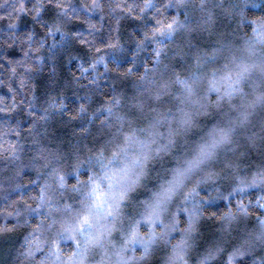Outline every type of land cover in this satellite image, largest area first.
<instances>
[{"label": "trees", "instance_id": "trees-1", "mask_svg": "<svg viewBox=\"0 0 264 264\" xmlns=\"http://www.w3.org/2000/svg\"><path fill=\"white\" fill-rule=\"evenodd\" d=\"M16 3L17 0H9L0 7V17H3L0 19V109L15 107L14 111H0V207L38 193V185L31 183L37 177V166L42 164L35 158L36 154L61 153L65 144L92 146L101 140L110 143L119 140L120 133L132 126H146L147 132L140 133L150 145L145 149L150 157L146 186L157 185L151 190L158 191L168 184H191L199 180V196L186 203L173 201L170 205L173 210H179L181 227L189 223L191 216L194 226L202 229L194 236L196 252L204 251L206 245L226 247L234 238L249 239L255 224L252 218L226 217L217 222L215 217L228 207L235 208L238 200L249 201L250 211L264 215L255 203L264 197V185L241 190V179L250 183L251 172L244 167V159H237L246 151L261 156L264 163V139L260 138L264 137L261 131L264 103L251 109L248 120L241 123L239 112L231 108V104L240 105L239 97L230 98L219 89L209 96L210 92L201 85L194 86V93L201 87L207 97L199 100L186 97L178 85L173 87L172 95H163V90L155 94L150 85L138 82L132 73L140 74L147 68L148 78L155 74L154 85L156 81L163 83L177 72L184 74L189 70L196 55L213 49L219 55L209 63L219 64L233 44L243 43L234 37L250 32L251 20L264 18V0H224V5L220 0H204L203 7L199 0H188L184 5L172 0L165 15L170 18L178 14L184 26L173 36L157 38L161 45L168 47L155 61L156 43L147 40L141 45L139 40L157 26L152 17H160L156 9L164 0H153L143 19L116 9L118 0H100L102 10L92 11L85 6H90V0H71L69 12L73 17L82 18L71 22L67 21V13L60 14L47 0L42 5L44 12L35 19L14 12ZM142 3L143 0H127L124 7ZM25 5L27 8L41 6L37 0H25ZM225 5L232 9L231 14L221 11ZM85 21L100 25V30L89 28ZM57 22L65 24L67 35L57 32L48 36L41 28ZM85 37H91L90 46L82 44ZM116 39L119 46L107 50L104 62L92 69L90 65L96 57L91 48ZM30 48H41V51ZM129 67L132 73L123 75ZM85 68L88 71L81 74ZM199 74L193 79H198ZM176 96L182 97L183 102L175 99ZM108 98L121 101L112 115L103 107ZM61 104L63 108L56 107ZM81 105L87 111L73 119ZM117 113L120 121L115 118ZM106 116L108 122L101 125ZM224 131L231 134L232 143H219ZM257 132L259 137L255 135ZM153 140L158 143L152 144ZM13 146L15 155H9L4 149ZM227 163H232V167L224 170L220 178L209 179V171L224 169ZM185 207L190 212H184ZM32 219L35 221V214ZM166 219L171 222L170 216ZM180 235L176 232L172 239ZM8 250L0 241V253ZM257 255L261 253L238 259L236 264H253Z\"/></svg>", "mask_w": 264, "mask_h": 264}, {"label": "clouds", "instance_id": "clouds-1", "mask_svg": "<svg viewBox=\"0 0 264 264\" xmlns=\"http://www.w3.org/2000/svg\"><path fill=\"white\" fill-rule=\"evenodd\" d=\"M8 2L9 0H3L0 7ZM47 2L59 9L60 14L67 13L68 22L82 19L73 17L69 12L71 0ZM126 2L127 0H118L116 9L131 14L133 18L143 19V14L148 11L153 0H143L142 4H129L124 7ZM186 3L188 0H177L178 5ZM203 3L204 0H199L201 7ZM220 3L224 5V0H220ZM44 4L45 0H37V5L41 6L27 8L25 0H17L13 11L31 15L35 19L44 12ZM171 4L172 0H164L156 9L161 14L160 17H152L157 26L150 28L144 33V38L139 40L141 45L147 40L156 43L154 61L168 47L161 45L157 38L173 36L184 26L178 14L170 18L165 15V10ZM85 6L89 11L103 8L100 0H90V6ZM221 11L231 14L232 9L225 5ZM211 19L209 15V20ZM85 23L96 31L101 28L100 25L88 21ZM250 23V32L234 37V40L238 38L243 43L233 44L219 64L209 63L215 61L219 55L213 49L211 52L204 51L196 55L189 70L184 74L177 72L173 78L163 83L156 81L154 85L155 74L148 78L147 68L145 72L135 74L129 67L123 75L132 73L138 82L150 85V90L154 89L155 94L163 90V95H172L173 87L177 85L186 97L193 96L196 85L203 86L209 92L222 90L230 98H240V105L231 104V99L229 103L233 110L239 112L243 123L251 115V109L264 103V18L251 20ZM41 28L48 36L57 32L67 35L62 22L54 23L48 28L41 25ZM90 41L91 37H85L82 44L90 46ZM118 46L119 40L116 39L106 45L92 47L91 53L96 61L90 67L95 69L97 63L104 62L107 50ZM41 48L30 50L40 52ZM87 71L85 68L81 74ZM198 72V79H193ZM89 82L95 83L91 80ZM175 99L183 102L180 96ZM120 103L119 99L108 98L103 107L112 115ZM192 103L198 101L192 100ZM56 107L63 108V104ZM14 110L15 107L0 109ZM168 110L171 111V106ZM85 111L87 107L81 105L72 118H79ZM115 118L121 120L119 113ZM163 118L161 115V119ZM108 119L107 116L102 118L100 124H106ZM120 127H124L122 122ZM84 131L87 133V129ZM144 132H147L146 126H132L120 133L119 140L110 143L101 140L92 146L65 144L61 153L36 154L35 158L41 160L42 164L37 166V177L31 183L38 185V193H33L28 198H17L7 206L0 207V241L9 249L0 253V264H214L216 261L236 264L238 259H244L256 252L261 255L255 256L253 264L256 261L264 264V215L250 211V202L247 200H238L235 208L228 207L215 220L221 222L226 217L234 219L237 216L252 218L255 224L250 238L243 241L234 238L226 247L212 248L206 245L204 251L196 252L197 242L194 236L202 229L194 226L191 216L189 223L181 227L179 210H173L170 205L173 201L186 203L199 196V180L191 184H168L159 187L158 191L151 190L157 185L146 186L150 157L145 149L150 145L140 135ZM255 135L259 137L260 133ZM232 142L231 134L224 131L219 143ZM151 143L155 144L156 141ZM4 150L9 155H15L14 146ZM156 151L158 153L159 150ZM237 159H244V167L251 172L250 183L246 184L239 176L236 177L241 179V190L264 185V163L261 156L245 151ZM231 167L232 163H227L224 169L209 171L207 175L215 181L224 170ZM16 187L19 188L20 185ZM146 187L148 190H145ZM255 203L264 212V197L258 198ZM183 211L188 213L190 209L185 207ZM33 214L36 216L35 221L32 219ZM169 216L171 222L166 219ZM158 224L163 227L158 228ZM176 232L181 235L172 239Z\"/></svg>", "mask_w": 264, "mask_h": 264}, {"label": "rangeland", "instance_id": "rangeland-1", "mask_svg": "<svg viewBox=\"0 0 264 264\" xmlns=\"http://www.w3.org/2000/svg\"><path fill=\"white\" fill-rule=\"evenodd\" d=\"M200 88V89H199ZM195 89H197V88H195ZM211 93H213V91L211 92L210 91V93H209V96H210V94ZM226 95V94H225ZM206 95H204V90L203 89H201V87H198V89H197V91L193 94V96H192V99H197V100H199L200 98H204ZM207 97V96H206ZM205 97V98H206ZM227 98V97H226ZM239 102H240V104H241V100H239ZM196 105H198V104H196ZM182 113V112H181ZM182 116V115H181ZM160 139V138H159ZM148 143H150V142H148ZM156 143H158V142H156Z\"/></svg>", "mask_w": 264, "mask_h": 264}]
</instances>
